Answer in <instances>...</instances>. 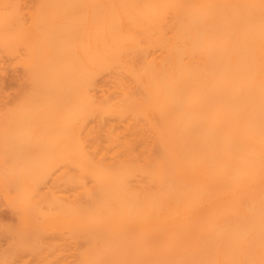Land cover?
Instances as JSON below:
<instances>
[{
  "label": "bare ground",
  "instance_id": "1",
  "mask_svg": "<svg viewBox=\"0 0 264 264\" xmlns=\"http://www.w3.org/2000/svg\"><path fill=\"white\" fill-rule=\"evenodd\" d=\"M0 264H264V0H0Z\"/></svg>",
  "mask_w": 264,
  "mask_h": 264
},
{
  "label": "rangeland",
  "instance_id": "2",
  "mask_svg": "<svg viewBox=\"0 0 264 264\" xmlns=\"http://www.w3.org/2000/svg\"><path fill=\"white\" fill-rule=\"evenodd\" d=\"M3 214H6V211H4Z\"/></svg>",
  "mask_w": 264,
  "mask_h": 264
}]
</instances>
